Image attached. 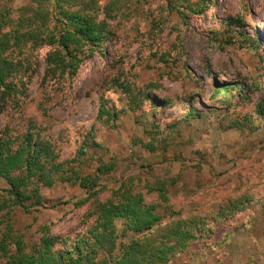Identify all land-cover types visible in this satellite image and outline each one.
Returning a JSON list of instances; mask_svg holds the SVG:
<instances>
[{"label": "rangeland", "instance_id": "374dc122", "mask_svg": "<svg viewBox=\"0 0 264 264\" xmlns=\"http://www.w3.org/2000/svg\"><path fill=\"white\" fill-rule=\"evenodd\" d=\"M111 1L98 0L105 45L73 77L46 75L48 47L13 52L18 91L0 109V139L29 133L50 142L81 177L99 175L100 202L125 182L159 213L171 204L182 218L248 197L241 214L173 263L264 264V0H212L195 14L168 10L166 0H130L104 19ZM27 5L0 0L13 17ZM146 97L151 103L140 101ZM100 165L112 171L96 173ZM161 182L168 202L145 190ZM40 193L42 207L0 212L9 247L19 239L30 249L44 230L57 238L85 230L89 205L75 206L85 193L79 184Z\"/></svg>", "mask_w": 264, "mask_h": 264}, {"label": "trees", "instance_id": "16d2710c", "mask_svg": "<svg viewBox=\"0 0 264 264\" xmlns=\"http://www.w3.org/2000/svg\"><path fill=\"white\" fill-rule=\"evenodd\" d=\"M129 1L112 0L102 9L104 19L118 3L122 7ZM202 3L213 5L212 0H166V8L188 6L195 14L200 10L194 9ZM99 11L98 0H28V5L15 17L1 8L0 109L17 95L15 78L21 66L18 58L13 62L18 57L15 50L21 55L28 45L48 47L46 75L69 79L94 49L101 51L105 45L103 22L97 21ZM179 15L184 17L180 12ZM134 100L135 97L132 103ZM140 101L151 103L147 97ZM20 138V142L0 139V181L5 184L0 188V212L5 207L23 211L42 207L40 190L59 182L79 184L85 193L75 206L88 203L89 212L82 234L57 238L44 230L38 244L27 250L19 239L12 240L14 247H9L3 234L2 264H174L176 257L190 256L194 244L210 241L218 226L233 221L249 205L248 197L241 199L242 195L229 204H216L218 210L210 216L182 218L171 204H163V213H159L157 204L147 203L143 194L125 181L112 196L100 202L95 198L98 174L81 177L74 168L66 166L68 162L58 161L50 142L34 139L29 133ZM78 153L84 152L80 149ZM110 171L111 166L96 168L101 175ZM157 184L151 188L145 183V190L156 192L168 202L166 186L162 182ZM220 243L214 244V249H220Z\"/></svg>", "mask_w": 264, "mask_h": 264}]
</instances>
